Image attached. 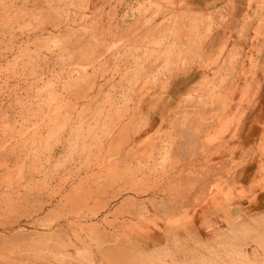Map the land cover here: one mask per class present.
<instances>
[{"label": "rangeland", "instance_id": "374dc122", "mask_svg": "<svg viewBox=\"0 0 264 264\" xmlns=\"http://www.w3.org/2000/svg\"><path fill=\"white\" fill-rule=\"evenodd\" d=\"M157 1L166 6L149 1L130 8L135 16L120 21L133 17V25L110 43L118 26L102 28L103 17L88 15V0H0V264H202L194 256L199 251L218 260L206 264H250V248L261 252L253 258L264 264V220L257 225L264 214L244 219L213 244L195 242L193 249L179 240L148 252L121 247L149 208L175 216L204 202L214 181L229 186L233 152L222 162L194 161L223 145L224 136L210 142L199 136L202 112L214 107L207 116L216 120L221 85L264 81V56L251 47L264 38V14L234 29L227 27V4L199 17L184 14L181 40L174 29L179 24L171 21L174 3ZM250 3L255 15L264 0ZM159 16L163 21L139 40V30ZM164 22L171 27L161 29ZM218 26L225 27L226 44L212 60L202 45ZM190 53L192 60L214 63L206 65L207 86L183 101L176 124L181 134L158 135L146 154L135 151L133 136L145 125L139 101L165 70L145 74L144 66L173 56L177 65L186 64ZM114 76L126 85H110ZM231 112L227 106L226 115ZM174 146L190 150L182 149L178 161Z\"/></svg>", "mask_w": 264, "mask_h": 264}, {"label": "crops", "instance_id": "0c3cea01", "mask_svg": "<svg viewBox=\"0 0 264 264\" xmlns=\"http://www.w3.org/2000/svg\"><path fill=\"white\" fill-rule=\"evenodd\" d=\"M149 1L151 3L155 2L160 6H166L162 1L157 0H88L87 13L97 20L99 17H103L102 28L105 30L111 28L113 32L115 31L114 26H118L115 37L110 39V43H114L117 38L122 36L119 33L132 26L135 20L131 17L125 23H121L120 18L125 14H133L135 16V13H132L130 8H135L139 5L146 7L150 3ZM250 1L171 0L175 5L171 21L179 24L175 27L172 24V26L174 29L178 28L180 30L176 31V34H179L182 40L181 33L184 32V24H182L180 19L182 15L189 13L191 16L199 17L214 11H222L227 4L228 9H230L227 27L234 29L241 22H249L252 16L258 18V16L264 14V4H261L258 5L259 11H255V15H253L255 3L251 4ZM253 1L257 2L258 0ZM169 5L171 6V4ZM108 15L114 16V20L108 22ZM252 20L254 21L250 29V36L256 18ZM161 21L163 19L160 16L153 19V21L151 20L150 27L148 29L143 28L144 31H142L143 29L139 30L136 35L137 38L142 41L143 36ZM170 24L166 25L164 22L161 29L166 30L165 27H171ZM225 33L224 26L213 27L211 36L202 45L206 57L214 60L218 59L222 54V46L226 44V42L224 43ZM172 40L169 41V44ZM140 44L141 42L138 43V45ZM251 47L264 56L263 37L255 38L251 43ZM137 53L142 55L143 52ZM191 56L193 55L190 53V57L186 58V62L184 61L186 64L179 63L177 65V59L173 56L172 59L168 60L169 63H166V60L163 59L164 61H158L155 66L149 64L144 66L145 74L152 72L154 74L155 69H161V67H164L165 70L157 76L158 83H155V88L139 101V110L144 117L145 125L133 136L132 145L135 151L146 154L151 147L147 145L152 144V141L158 135L181 134L182 130L177 125L185 104L183 101L195 89L207 86L209 69L206 65L214 63L210 62V60L205 63L199 60H192ZM246 56L248 57L246 64L252 62V52ZM187 62H189L188 65ZM244 66L245 64L241 70L244 69ZM242 74L244 73L242 72L240 76ZM260 74L263 75L264 71ZM233 81V85L231 83L221 85L222 88L217 98L219 102L217 111L219 112L216 115V120L218 121H208L207 114L211 111L214 112V107L213 109L207 107L202 112L205 121H203L199 136H207L206 140L208 142H210L209 137L224 136L222 139L223 145L213 148L217 151L213 156L194 160L197 165L222 162L227 160L226 158L230 155V152H233L231 160L235 164L231 165L233 169L229 186L222 187V181H214L209 185L206 196H203V198L206 197L204 202L200 205H192L186 212L175 216L165 217L162 209L154 210L149 208V213L144 215L143 219H136L133 232L122 242L121 247L124 250L155 251L162 247L172 246L174 240H179L185 247L192 249L196 246V243L213 244L218 239L224 238L228 231L231 233L235 228L242 227L244 219H253L258 217V215L264 214V93L263 91L261 92L264 89V81H257L256 78H253L249 84L243 85L239 79H233ZM110 82H112L110 85L114 86L126 85L117 76H114ZM100 84L102 83L98 79L96 86ZM105 86H108V84L106 83ZM259 91L261 92L260 94H258ZM194 97L198 98L197 96ZM227 106L232 111L229 115H226ZM234 121L237 122L232 125ZM171 125L175 129L173 132L170 130ZM225 136H227L226 139ZM212 141L214 140L211 139ZM182 149L181 146L172 148L173 152H177L174 155L177 156L178 161L182 159L183 155L180 153ZM188 150H190V146H186L184 151ZM184 161L187 162V159H184ZM198 193L199 190H196L195 194L192 192L189 196L191 198ZM142 197L149 196L142 195ZM260 219L257 223L259 226H261L260 221L264 220V216L260 217ZM240 221H243L242 224ZM245 227L252 230L257 229V226L249 228L244 224ZM247 253L251 257L250 264H259L258 258L253 257L261 256V252L251 251L250 248ZM194 256H201L202 264H206L207 261L218 262L216 259L209 258L208 254L200 253V251L195 253ZM175 259L182 261L181 258L176 257ZM195 264H198V262Z\"/></svg>", "mask_w": 264, "mask_h": 264}]
</instances>
